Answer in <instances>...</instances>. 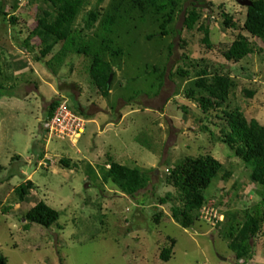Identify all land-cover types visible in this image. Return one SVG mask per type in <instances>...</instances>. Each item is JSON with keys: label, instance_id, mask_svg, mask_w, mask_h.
<instances>
[{"label": "rangeland", "instance_id": "obj_1", "mask_svg": "<svg viewBox=\"0 0 264 264\" xmlns=\"http://www.w3.org/2000/svg\"><path fill=\"white\" fill-rule=\"evenodd\" d=\"M0 2L18 19L16 25L9 18L0 22V256L7 264H243L216 224L200 220L184 229L172 218V204L160 199L175 194L166 182L168 170L187 157L208 155L230 173L205 194L207 206L224 216L223 222L226 214H235L239 234L246 236V212L264 199V187L253 183L244 162L218 141L226 125L224 110L239 109L248 121L264 126V43L244 31L247 8L236 0H200V24L188 31L186 15L179 13L166 37L149 19L144 23L131 17L128 33L127 26L115 31L123 54L112 59L116 76L105 98L91 78L88 57L53 59L61 43L38 62L40 40L30 41L34 50L26 47L37 27L38 4ZM110 4L89 0L75 23L76 34L93 39L100 24L86 29L87 15ZM223 14L237 27L227 28ZM201 24L210 29L212 48L203 43ZM239 34L249 38L256 52L234 64L224 53ZM203 70L227 75L237 84L223 107L209 114L186 96ZM63 98L72 108L79 106L86 120L77 142L50 139L44 129L48 106ZM109 157L148 174L150 182L135 198L104 183L102 167ZM63 160L70 161L69 167ZM27 181L34 187L21 202L15 190ZM40 202L60 214L51 228L25 219ZM249 244L253 259L247 264H264V236ZM172 245L171 259L162 261L163 249Z\"/></svg>", "mask_w": 264, "mask_h": 264}, {"label": "trees", "instance_id": "obj_2", "mask_svg": "<svg viewBox=\"0 0 264 264\" xmlns=\"http://www.w3.org/2000/svg\"><path fill=\"white\" fill-rule=\"evenodd\" d=\"M88 1L30 0L31 5H39L40 12L37 27L30 33L25 45L34 50L35 48L29 44L30 41L34 38L40 40L39 55L36 56L38 62L51 55L55 47L61 43L63 44L62 49L53 59L64 62V58L70 54L88 57L91 59V78L105 98L109 97L112 91L113 80L110 86L108 80L111 75L113 79L116 76L112 59L123 54V49L118 47V42L115 41L118 40L116 35H119L115 33L117 29L121 30L127 26L128 33L131 20H142L145 23L149 19L148 22L159 25L162 31L160 35L166 37L169 34L168 28L175 23L179 13H185L184 27L188 31L194 30L200 24L203 16L199 8L201 6L198 5L200 0H111L107 10L101 12L100 9L95 8L88 13L86 29H90L95 23L100 24V29L95 33L93 39L85 41V38L76 34L75 23ZM186 3H190L189 8L185 6ZM131 17L133 19H130ZM223 17L227 28L237 27L230 16L223 14ZM8 18L11 24L16 25L18 19L15 16H10L0 2V22ZM199 30L205 34L203 43L208 48H212L209 27L201 24ZM244 31L264 43V0H253V6L247 8ZM102 32L105 33V36L100 38ZM255 52L256 49L249 38L239 34L224 53V57L228 62L238 64ZM1 59L0 55V62ZM50 64L48 63L49 66ZM178 73L182 77L188 75L187 72L179 71ZM164 76L163 73L159 77L160 89L164 84ZM236 88L237 84L233 78L220 74L210 76L207 70H203L198 73L197 79L187 90L186 96L197 103L204 114H209L212 109L222 108ZM63 101H67L68 107L72 111L82 115V111L78 109L80 107L72 108L68 99L53 100L47 108L44 125L54 116L57 107ZM223 115L226 125L221 129L222 135L218 141L227 145L234 155L244 162L250 170L251 181L264 187V126L254 119L248 121L239 109L224 110ZM204 130H208V128L204 127ZM108 162L107 167H102L104 183L111 182L131 198H135L150 182L148 174L137 168L122 165L110 157ZM62 163L69 167L70 161L63 160ZM168 171L170 174L166 182L174 188L175 194H167L165 198L160 199V203L172 204V218L184 229H190L201 220L202 209L209 203L205 194L215 180L221 175L223 180H228L230 177V173L225 170L224 166L211 155L187 157ZM33 187V183L27 181L15 190L21 202L31 193ZM159 217V215L155 216L157 222H159ZM246 217L248 226L246 236L239 234L240 228L234 222L235 214H226V221L216 224L228 242L229 250L235 254L236 260L243 261V264H247L253 259V247L249 241L256 240L260 235L264 236V232H262L264 199L252 209H248ZM59 218V212L44 202L38 203L25 216L29 224H38L45 228L54 226ZM172 244H175V241H172ZM173 249V245L163 249L160 255L161 260L168 262L173 254ZM0 264H7L2 256H0Z\"/></svg>", "mask_w": 264, "mask_h": 264}, {"label": "built area", "instance_id": "obj_3", "mask_svg": "<svg viewBox=\"0 0 264 264\" xmlns=\"http://www.w3.org/2000/svg\"><path fill=\"white\" fill-rule=\"evenodd\" d=\"M44 129L50 139L77 142L86 131V120L68 107L67 101L61 102L54 116L45 123ZM202 218L209 223L217 224L222 220L214 207H204Z\"/></svg>", "mask_w": 264, "mask_h": 264}, {"label": "water", "instance_id": "obj_4", "mask_svg": "<svg viewBox=\"0 0 264 264\" xmlns=\"http://www.w3.org/2000/svg\"><path fill=\"white\" fill-rule=\"evenodd\" d=\"M236 2L245 8H249L253 6V1L252 0H236ZM113 80V76L111 75L110 79L108 80V85L110 86L111 82Z\"/></svg>", "mask_w": 264, "mask_h": 264}, {"label": "clouds", "instance_id": "obj_5", "mask_svg": "<svg viewBox=\"0 0 264 264\" xmlns=\"http://www.w3.org/2000/svg\"><path fill=\"white\" fill-rule=\"evenodd\" d=\"M253 1V0H252ZM205 207H208L207 205L205 206ZM203 210V209H202ZM222 216V215H221ZM222 217H224V216H222ZM201 220H204V221H206L205 219H203L202 218V212H201ZM207 222V221H206ZM221 222H223V221H221ZM209 223V222H208Z\"/></svg>", "mask_w": 264, "mask_h": 264}, {"label": "crops", "instance_id": "obj_6", "mask_svg": "<svg viewBox=\"0 0 264 264\" xmlns=\"http://www.w3.org/2000/svg\"><path fill=\"white\" fill-rule=\"evenodd\" d=\"M122 119L124 118V116L121 117Z\"/></svg>", "mask_w": 264, "mask_h": 264}]
</instances>
